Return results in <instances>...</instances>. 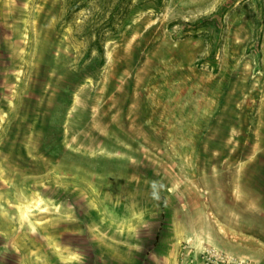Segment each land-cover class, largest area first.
<instances>
[{
  "label": "rangeland",
  "instance_id": "obj_1",
  "mask_svg": "<svg viewBox=\"0 0 264 264\" xmlns=\"http://www.w3.org/2000/svg\"><path fill=\"white\" fill-rule=\"evenodd\" d=\"M0 264H264V0H0Z\"/></svg>",
  "mask_w": 264,
  "mask_h": 264
}]
</instances>
